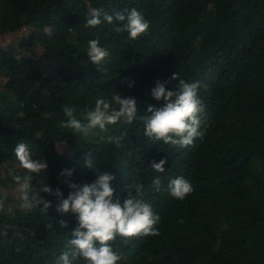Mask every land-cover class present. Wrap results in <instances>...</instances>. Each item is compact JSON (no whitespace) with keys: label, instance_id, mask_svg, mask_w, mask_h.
<instances>
[{"label":"trees","instance_id":"trees-1","mask_svg":"<svg viewBox=\"0 0 264 264\" xmlns=\"http://www.w3.org/2000/svg\"><path fill=\"white\" fill-rule=\"evenodd\" d=\"M96 7L112 16L136 8L149 34L133 41L114 25L85 27ZM24 28L31 31L17 46L0 47V188H15L14 177L27 175L13 151L24 142L33 159L48 164L32 174L30 196L48 185L67 198L65 179L91 184L102 171L115 177L114 199L123 200L130 183L144 185L161 234L117 237L118 264H264V0H0V37ZM93 39L110 53L100 71L87 58ZM174 73L200 85L207 132L191 146L149 140L139 119L88 137L61 127L65 106L82 119L99 98L118 109L115 93L134 97L142 116L158 105L151 96L157 82L176 89ZM89 152L92 170L84 166ZM161 159L167 163L158 173L150 162ZM62 170L74 171L58 179ZM177 177L195 189L184 201L169 194ZM40 195L52 204L48 212L25 207L23 196L10 209L12 199L0 193V264H56L70 249L76 217L61 216L57 198Z\"/></svg>","mask_w":264,"mask_h":264},{"label":"clouds","instance_id":"clouds-1","mask_svg":"<svg viewBox=\"0 0 264 264\" xmlns=\"http://www.w3.org/2000/svg\"><path fill=\"white\" fill-rule=\"evenodd\" d=\"M104 23L114 25L113 31L117 34L127 33L130 40H137L149 34L150 24L142 12L136 8L118 11L115 16L109 15L102 8H92L86 18L84 26L96 28ZM110 53L100 46L99 39L88 41V61L97 67H103ZM172 81L178 80L175 90L166 87L168 82H157L151 90L153 100L157 106L148 105L146 113L138 116L137 103L134 97L121 98L115 93L113 99L119 108H112L110 101L99 98L95 102L94 109L81 113L82 119L77 116V109L72 106L63 108L65 121H61V127L72 130L74 134L88 137L96 130L105 132L108 126L119 123L122 119L126 124H131L139 119L144 125V136L155 142H162L172 147H187L194 140H203L207 132V118L205 108L199 98V82H187L180 79L174 73ZM131 87V84L129 85ZM122 138V137H121ZM116 140L119 146V139ZM14 155L19 165L26 170L24 177L15 176L14 180L24 189H28L32 174L41 175L48 164L43 159H33V154L28 145L19 142L14 148ZM166 159L159 162L153 160L150 167L158 173L165 171ZM94 158L89 152L84 157V166L93 169ZM74 170H62L59 178H70ZM115 179L107 171L100 172L93 183L77 184L67 179L70 189L67 198L59 188L43 186L38 194L29 195L26 191L23 199L25 207L31 209L41 207V211L48 212L52 207L50 201L44 200L40 193L55 196L57 204L55 211L61 216L71 214L76 217V227L71 231L69 240L70 249L64 251L56 261V264H75L83 260L85 264H118L121 255L114 251L113 241L117 237L131 239H143L146 237L160 236L159 225L161 217L153 212L152 206L144 199V185L142 183H130L126 187L127 195L121 200L114 199V189L111 182ZM158 189L161 180L156 177L152 181ZM169 194L178 201H184L194 192L193 185L184 177H177L168 183ZM178 223L183 224L181 219ZM61 228H67V223L59 221ZM51 227V225H49Z\"/></svg>","mask_w":264,"mask_h":264},{"label":"rangeland","instance_id":"rangeland-1","mask_svg":"<svg viewBox=\"0 0 264 264\" xmlns=\"http://www.w3.org/2000/svg\"><path fill=\"white\" fill-rule=\"evenodd\" d=\"M30 31V29L24 28L19 34L0 37V47H6L9 44L17 46L20 39L27 37ZM4 167L6 169H10L12 164H4ZM25 192L26 190L22 188L21 185H17L15 188H11L10 190L0 188V193L8 195L12 199V201L7 205L10 209L21 207V197L24 196Z\"/></svg>","mask_w":264,"mask_h":264}]
</instances>
